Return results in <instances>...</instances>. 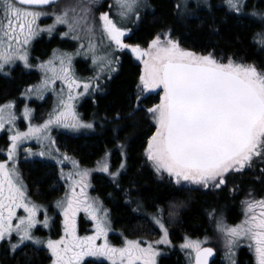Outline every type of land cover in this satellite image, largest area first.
Masks as SVG:
<instances>
[{"label": "snow or ice", "instance_id": "1", "mask_svg": "<svg viewBox=\"0 0 264 264\" xmlns=\"http://www.w3.org/2000/svg\"><path fill=\"white\" fill-rule=\"evenodd\" d=\"M94 2L88 0V4ZM55 3L56 0H0V73L16 61L31 67L28 49L32 40L43 32L51 35L57 25H67L68 31L62 35H71L74 40H80L82 32L88 36V51L99 73L105 69L115 71L113 64L119 61L107 54L98 55L92 43L95 24L89 23L91 8L88 4L81 7V14H75L74 8L59 13L53 11V24L39 25L40 18L49 13L37 10V6ZM225 3L229 11L239 13L246 0H225ZM141 6L147 5L141 0H115L117 15L122 21L133 16L139 19L137 9ZM175 7L178 13L187 10L188 0ZM252 16L264 21V13L253 12ZM99 27L102 36L114 44L116 50H129L142 65L136 84L135 111H144L155 128L143 154L156 173H166L177 186L220 189L230 175L243 173L254 160L264 162V70L254 64L238 62L231 56L218 57L214 51L198 53L183 48L170 29L158 33L147 47L125 43L123 38L128 29L119 26L107 12L100 14ZM253 40L264 47V31L256 33ZM79 54V50L68 53L55 49L51 58L39 63L44 74L41 84L27 89L26 94L35 91L38 98H43L45 92L52 91L57 97L43 123L33 124L32 110L25 107L22 115L29 124L27 131H20L16 128L15 103L9 101L0 105V130L7 125V131L12 133L8 137L7 158L0 161V242L7 241L12 252L26 242L37 248L42 246L50 253L51 264H84L85 257H103L110 264H156L160 254L156 246L170 244L163 210L158 209L151 217L162 233L160 239L149 242L125 237L120 246L113 245L108 239L112 231L108 212L98 198L88 195L90 170L81 168L78 161L55 148L50 134L53 127L72 130L93 127L81 120L75 101L89 89L99 87L100 75L87 81L77 78L72 61L74 55ZM57 81L62 85L59 92L56 91ZM151 93L158 95V103L142 109V101ZM119 118L117 115L116 119ZM31 139L36 140L41 151L33 153L26 149L28 154L48 156L59 165L71 160V172L65 174L63 167L60 169L67 190L54 204L63 218V234L59 239L34 234L38 226L50 227V217L47 208L30 199L18 168L19 145ZM123 167L121 164V169ZM98 170L109 173L114 181L120 174V170L110 172L107 162H98ZM261 171L264 172V168ZM241 203L244 219L234 226L228 225L222 216L217 217L215 210L209 215L215 219L229 264H235L234 250L243 242L253 251L255 264H264V198L256 199L250 192ZM19 210L24 214L18 215ZM81 212L93 223L91 235L78 234L77 217ZM172 215L170 212L169 216ZM13 235L17 237L15 243ZM206 242L184 238L180 247L189 250L190 264H208L214 251L202 246Z\"/></svg>", "mask_w": 264, "mask_h": 264}, {"label": "trees", "instance_id": "2", "mask_svg": "<svg viewBox=\"0 0 264 264\" xmlns=\"http://www.w3.org/2000/svg\"><path fill=\"white\" fill-rule=\"evenodd\" d=\"M145 1L146 13L131 31L127 42L147 47L158 33L170 29L173 38L177 39L183 48L198 53L214 51L217 56H231L238 62L254 64L258 69H264V47L253 40L256 33L264 31V21L252 16L253 12L264 13V0H246L243 13L229 11L225 0H188L187 10L179 13L175 5L183 3L184 0ZM251 5L255 7L252 12H245ZM132 20L135 22L134 18ZM43 35L42 39L36 42V52L40 56L45 55L53 44V41L45 42ZM65 44L66 42L62 43L64 46ZM114 57H118L119 62L114 67L116 74H113L116 77L106 87L107 93L97 98L95 107H92L89 101L82 104L85 117L92 111L97 115L96 135L79 138L64 135L63 144L67 147L69 155L79 160L81 164L93 166L105 150H110L112 167L115 164L127 165V170L124 174H119L115 181L111 175L95 174L93 177L96 185L94 190L109 206L115 228H121L129 235L141 234L138 236H142V240L154 242L159 236L155 233L156 227H153L154 235L150 234L152 226L145 222L146 214L152 216L151 212L156 206L161 205L164 208L167 202L169 205H166L168 212L166 218L170 223L171 247L180 245L179 240L183 234L196 237L211 233L212 221L209 220L208 212L212 206L222 207L226 221H236L237 202L239 203V199L243 201L248 198L250 192L255 198H260L264 194V178L255 183L248 172L241 173L240 179L237 174L230 175L232 181L229 182L227 178L226 185L213 194L199 190L180 191L163 177L157 178L155 170L145 163L142 157L146 138L152 127L145 113L134 112L133 107V92L140 67L124 52ZM35 75L20 67L14 68L7 76L0 75V102L15 98L33 82L37 77ZM130 113L133 114L131 117ZM117 115L119 119H116ZM121 145L124 147L121 148ZM126 156L127 160L123 163ZM120 165L118 168L121 173ZM109 171L116 172L113 168ZM21 172L33 197L48 199L56 195L57 191L51 188L52 175L45 164L39 162L33 165L26 164L21 167ZM235 181L239 182L242 189L237 190ZM248 183L251 187L246 190L250 191L244 193L246 188L244 186ZM231 190L237 194H230ZM137 202L140 204L139 208ZM164 210L166 211V208ZM170 212L173 213L172 216H169ZM163 215L165 216V213ZM82 231L83 226L81 233ZM113 240L114 245L120 243L118 238ZM161 247L165 254L160 257L159 264H181L178 255L170 254L168 252L170 249L168 250L166 246ZM248 260L245 251H241L238 264H249ZM49 263L50 256L44 248L24 246L12 255L5 248H1L0 251V264ZM84 264L99 263L87 261Z\"/></svg>", "mask_w": 264, "mask_h": 264}, {"label": "rangeland", "instance_id": "3", "mask_svg": "<svg viewBox=\"0 0 264 264\" xmlns=\"http://www.w3.org/2000/svg\"><path fill=\"white\" fill-rule=\"evenodd\" d=\"M196 1V0H193ZM142 4H146L145 0H141ZM85 4H88V0H62L61 2L46 8V9H37V10H41V11H45L48 12L49 15H45L42 16L40 18V20L38 21L39 25L41 27H46L48 25L53 24L54 22V16L51 15V13L53 11L59 13L61 10L63 9H76V13L75 14H81V7ZM88 6L91 8V11L89 13V23H94L95 24V33L94 35L91 37L92 39V43L96 46V51L97 54L100 56H104V55H110L111 58H113L114 60H118V57H114V55H117L118 53H121L123 51L120 50H116L115 45L114 44H110V42L107 40L106 37L102 36L101 33V29L99 27V16L101 13H105L107 12L110 16V18H112L114 21L117 22V24L119 26H122L126 29H128L127 35L123 38L125 39L127 36L130 35L131 31L134 29V27H136V25H138V21L141 19V17H143V15L146 13V8L147 6H141L140 8L137 9V13L139 15V19H136L135 16H133L132 18L128 19V20H121L119 18V16L117 15V8L115 7V0H95L94 3L88 4ZM255 8L253 5H251V7L245 11L248 13L252 12V9ZM243 13V11H242ZM70 15H72L73 13H69ZM134 18L135 22L132 20ZM132 25V26H130ZM68 28L67 25H57L55 31L49 35L48 33H40L37 37H35L31 44L29 45V63L31 65V67H25L23 62L21 61H16L14 65L12 66H6L5 68V72L0 73V75H4L7 76L9 74H11L12 70L16 67H20L22 70L27 71V72H33L34 74H36L35 76H37L33 82L31 84H29V86L27 88H25L23 91H21L15 98H12L8 101L5 102H0V105H3L9 101H12L15 103V109L14 111L17 114V121H16V128L20 131H27V127L29 124L28 120H25L23 118V110L25 107L29 108L32 110V117H31V122L33 124H41L44 122L45 119H47L48 114L52 111L53 107L56 104V94L53 93L52 91H48L45 92L43 95V98H38L37 95L35 94V91H33L32 94H26L27 89L29 88H35L36 86L41 84V81L43 79V72L40 70V68L38 67L39 63L43 62V61H47L49 58H51L53 50L58 49L61 52H68V53H76L77 50L80 51L79 55H74L73 57V61H72V65H73V70L74 73L76 75L77 78H79L82 81H86L91 79L92 76H95L97 74L100 75V80H99V85L106 82V78H109L108 75H112L113 73L116 72L113 71L112 73H109L108 69H105L103 71V73H99V69L97 68L96 65L93 64L92 62V54L88 51V43H89V38L85 33H80L81 35V39L80 40H74L72 39L71 35L68 36H63L62 34L67 32ZM44 34V35H43ZM43 35V40H45V42H49V41H53L52 46L49 48L48 52L43 55L40 56L37 52H36V42L42 39ZM63 42H66L65 46L62 45ZM81 44L84 45L83 48H81ZM219 57V56H218ZM91 59V61H90ZM78 61H80V63L84 64L78 65ZM117 63L113 64V67H116ZM83 66V67H82ZM256 66V65H255ZM257 67V66H256ZM142 65H140V71H141ZM264 70V69H263ZM92 75V76H91ZM108 76V77H106ZM106 84H103L102 86L104 87ZM62 87L61 83L59 81H57L56 84V91L59 92L60 88ZM91 88L89 89L87 94L81 95V97H84L86 95H88V97H85L84 99L78 98V100L75 101V106H76V111L79 114L81 120L85 123H91L93 125L92 128H81L79 130H72V129H67V128H62V127H53L51 130V137L53 140H55V148H58L60 150V153H65L67 154L70 158L76 160L79 162L80 167L81 168H87L90 170V176H89V183H90V187L87 189L88 191V195L90 197L93 198H98L100 200V202L102 203L104 209L108 211L109 206L106 204V202H104V199L100 196V194L97 193L95 189V183L93 181V177L95 174L98 175H102V176H109V173H105L103 171H99L98 170V162L100 164H103L104 162H107L109 165V169L113 168L114 170H119V165L120 164H115L114 167H112L111 164V154H110V150H105L101 155L100 158L97 159V161L94 163L93 166H88L86 164H81V162L79 160H77L76 158H74L72 155H69L67 147L64 146L63 144V139L65 138L64 135H78L80 132H86V130L89 129V131H96L95 130V125L98 124L96 121V117L97 115L94 113L93 111L91 113H89L88 117H85V111L82 108V104L84 103V100L89 99L93 93L97 90H99L98 88ZM66 91V89H65ZM79 91H83V89L81 88ZM152 94V93H151ZM81 99V100H79ZM154 101L155 103H158L159 101V97L158 95L156 97H154ZM80 102V103H79ZM93 107V106H92ZM7 125L5 127L4 130H0V161H3L7 158V153H6V149L7 147L10 145V140L8 139V137L12 134L10 132L7 131ZM60 137H62V140L60 141ZM59 139V140H58ZM147 141V140H146ZM124 147V145H123ZM146 147V145H145ZM26 149H31V151L33 153H38L39 151H41V147L40 145L36 142V140L31 139V140H26L24 141L22 144L19 145L18 148V152H17V157H18V168L21 174V177L23 179L24 184L27 186L23 176H22V172H21V167L27 165H33L35 162H39L41 164H45L46 166H48L49 168V172L52 175V179H51V188L55 189L57 191L56 195L54 196H50L48 199H38L36 197H33L28 189V193H29V197L30 199H32L34 202H36L37 204L43 205L45 208L48 209V216L50 217V227L49 228H40L38 226V229L35 231V235L40 236L41 238H51V239H59V237L63 234V230H62V216L59 214V210L56 209L54 207L55 201H57L58 199L62 198L65 195V191L67 190V183L65 182V180L61 179L60 176V169L61 167H63V171L65 174H67L68 172H71L73 170L72 168V164H71V160L69 161H65V163L63 165H59L56 163V161L54 159L49 158L48 156H39V155H30L26 152ZM144 153V150H143ZM121 166V165H120ZM250 170H245L244 172H248L249 175L253 178V182L257 183L260 182L261 179L264 178V172L261 171L262 168H264V162H260L259 160H254L252 166L250 167ZM111 172V171H110ZM243 172V173H244ZM156 175L159 177H165L166 179L170 180L168 175L166 173H162V174H158L156 173ZM240 174H237L238 179ZM230 180L232 181V176H230V178L228 177V181L230 182ZM237 183V190L240 189V184L239 182L235 181ZM178 187H185V189H189V188H199L200 186L197 185H188V184H184L183 186H178ZM244 190L246 192H249L250 190H246L249 189L248 187H251V185L248 183L247 186L245 185ZM202 188V187H200ZM221 189V188H220ZM242 189V188H241ZM195 190V189H192ZM209 190L208 192L210 193H214L217 192L218 189L216 190V188H207L206 191ZM230 194H237V192H235L234 190L230 191ZM241 197V196H240ZM264 198V194H262L260 196V198H256V199H261ZM238 206V217L237 220L234 222H228L225 219V222L230 225V226H234L238 223H240L243 219H244V215H243V206L241 203V200L239 199V203L237 202ZM110 209V208H109ZM211 210H209L208 214L211 213L213 210H215V215L217 217L222 216L223 218L224 216V211L222 210V207L220 206H212L210 208ZM157 211V210H156ZM166 211H167V207H166ZM18 215H23V210H19ZM81 218L83 219V223L81 224L83 226L84 231H82V233H78L79 235H91L93 233V223L90 219L87 218L86 214L81 212L79 213ZM151 214H155V211L151 212ZM152 216H150L149 214H146V218H145V222L149 225L152 226L151 227V231L150 234H153V222L151 219ZM43 218L42 214H41V219ZM209 219L211 222V233L209 234H202L200 236H196V237H190V239L193 240H200V241H207L206 243H204L202 246H210L211 248L215 249L217 252V258H218V262L217 264H229L228 260L225 257V248H224V243L223 240L221 239L219 233L216 230V223H215V219L213 216L209 215ZM157 229L158 226H155ZM155 228V233L156 235L159 236L158 239H160L162 233L159 229L158 232H156ZM79 231V230H78ZM110 233V232H109ZM110 235H116V234H109L108 239L109 242L112 243L114 245V240L112 238V236ZM135 236H137V234H134ZM141 235V234H138ZM158 239H155L158 240ZM17 240V237L15 235H13L12 237V242L15 243ZM112 241V242H111ZM119 244H116V246H120L122 243V240H119ZM99 243V242H98ZM183 242L180 243L183 244ZM180 245H178L177 247H171L172 245L170 244H160L157 245V250L161 254H164L163 251L164 249H161V246H166L168 248H171V250L173 248H175V255H179L178 252L180 253V263L181 264H190V260H189V255H188V251L189 250H181ZM24 246H32L37 248L36 246L32 245L31 242H26L25 245H22L21 248H23ZM1 248H5L6 250H8L9 254H13L15 252H17L18 250H20L21 248L17 249L15 252H12L9 248L8 242H0V251ZM39 248H43L42 246ZM45 250H47L46 248H44ZM241 250H245L247 252H251L252 250L249 249V247L247 246V242H243L241 243V245L237 248H235V255L233 257V259L235 260V264H238V253H240ZM48 252V251H47ZM48 255L50 256V253L48 252ZM158 255V256H159ZM156 257V264H159V257ZM87 261H95L98 262L99 264H107L110 263L108 260H106L103 257H85L84 259V263ZM250 261V260H249ZM51 264V260L50 263ZM250 264V263H249Z\"/></svg>", "mask_w": 264, "mask_h": 264}, {"label": "flooded vegetation", "instance_id": "4", "mask_svg": "<svg viewBox=\"0 0 264 264\" xmlns=\"http://www.w3.org/2000/svg\"><path fill=\"white\" fill-rule=\"evenodd\" d=\"M128 37L129 36H127L125 39H124V41H125V43H128V44H133V43H130V42H127V39H128ZM141 47H146V46H142V45H140ZM123 52L124 53H126L127 55H129V57L132 59V61L134 62V64L135 65H137V66H139L140 67V62L139 61H137L136 59H135V57L131 54V52L129 51V50H123ZM123 52H121V53H123ZM90 61H91V59H90ZM78 64L80 63V61H78L77 62ZM83 64V63H82ZM83 66H84V64H83ZM116 74V73H115ZM115 74H112V75H108L109 76V78H106V82L105 83H103L102 82V84L101 85H99V90H97V91H95L94 93H93V95L89 98V99H86V100H84V102H86V101H89L90 103H91V105L93 106V107H95L96 106V102H97V98L98 97H100V96H104L106 93H107V89H106V87L108 86V84H110V82L112 81V79L113 78H115L116 77V75ZM92 76V75H91ZM108 76H106V77H108ZM92 77H94V76H92ZM86 81H87V79H86ZM137 82H138V80H137ZM137 82H136V84H137ZM103 84H106L104 87L102 86ZM95 89V88H94ZM93 89V90H94ZM135 93H136V85H135V88H134V92H133V96H134V101H133V107H135V105H136V99H135ZM157 95L155 94V93H152V94H148V98L147 99H144L143 101H142V103H141V108L143 109V108H147V107H150V106H152V105H154L155 104V101H154V97H156ZM85 97H88V95H86V96H84V97H79V98H81V99H84ZM81 99H79V100H81ZM78 100V99H77ZM80 103V102H79ZM142 111V110H141ZM134 112H135V110H134ZM144 112V111H143ZM145 113V112H144ZM131 115H133L132 113H130L129 114V116L131 117ZM146 115V114H145ZM148 119V118H147ZM148 121H149V124H150V127H152V131L150 132V134L147 136V138H146V140L148 139V137L155 131V128H154V126L152 125V122L150 121V119H148ZM96 127H97V124L95 125V130L97 131V129H96ZM100 127V126H99ZM102 127V126H101ZM96 131H89V129L88 130H86V132H80L78 135H73L74 137H76V138H79V137H88V136H93V135H96ZM147 142V141H146ZM145 145H146V143H145ZM142 157H143V160H144V162L146 163L147 161H146V158H145V156H144V154H142ZM111 159H112V157H111ZM124 159V161H122L123 163L124 162H126V160H127V156L125 157V158H123ZM118 162H120V161H118ZM125 164H127V163H125ZM147 164L153 169V167L151 166V164L149 163V162H147ZM127 170V165H124V167H123V169H122V172L120 173L121 175L122 174H124V172ZM156 173V172H155ZM160 177V176H159ZM158 176H157V178H159ZM163 179H166L165 177H163ZM170 179V178H169ZM166 180H168V179H166ZM169 181V183H171L177 190H180V191H186V192H191L192 191V189H195V190H199V191H202V192H208V191H206V189H204V188H189V189H185V187H178L177 185H175L172 181H171V179L170 180H168ZM220 190V189H219ZM185 192V193H186ZM168 203V202H167ZM165 204V206H164V208L161 206V205H158V206H156L155 207V209H154V211L155 212H157L156 210H163V214L165 213V216L163 217L164 218V221H165V224H166V226L168 227V230L170 229L169 228V225H170V223H169V221H168V219L166 218V216H167V211H165L164 209L167 207L166 205H169V203L168 204ZM108 211H109V213H108V215H109V219H110V221H111V227H112V231H110V233L109 234H116V235H110V236H112V238L114 239V238H118V241L121 239V240H123L125 237H127V238H131V239H141L142 240V236H138V234H137V236H135L134 234H131V235H129V234H127V233H125V232H123L122 231V229L121 228H119V229H117L118 227H116L115 228V225H114V223H113V219H112V215H111V210L108 208ZM210 220V219H209ZM237 220V219H236ZM83 223V219L81 218V216H80V214L78 215V217H77V225H78V233H81V229H82V224ZM156 225L153 223V227H155ZM118 230V231H117ZM120 231H121V233H120ZM157 232L159 231V229H157L156 230ZM170 230H169V236H170ZM109 236V235H108ZM158 236V235H157ZM157 236H155V237H157ZM185 237H188V238H190V237H192L191 235H189V234H183V235H181V237H180V240H179V242L181 243V242H183L184 241V238ZM169 239H170V237H168ZM112 242V241H111ZM169 251V253L170 254H174V252H175V248H173L172 250H171V248H168V247H166ZM241 251H245V250H241ZM241 251H240V253H241ZM167 252V253H168ZM164 254H165V252H163ZM240 253H238V258H239V255H240ZM245 253H246V255L249 257V263L250 264H255V256H254V253H253V251H251L250 253L249 252H247V251H245ZM164 254H161V255H159L158 257L160 258L161 256H163ZM178 256H180V253L178 252ZM217 262H218V258H216L214 261H213V264H217ZM107 264H110V263H107ZM237 264V263H236Z\"/></svg>", "mask_w": 264, "mask_h": 264}, {"label": "water", "instance_id": "5", "mask_svg": "<svg viewBox=\"0 0 264 264\" xmlns=\"http://www.w3.org/2000/svg\"><path fill=\"white\" fill-rule=\"evenodd\" d=\"M59 0H56V2H58ZM51 5H53V4H51ZM51 5H48V6H51ZM48 6H37V9H41V8H46V7H48ZM213 251H214V255L213 256H211V257H209V259H208V264H212L213 263V261L215 260V255H216V253H215V250L213 249Z\"/></svg>", "mask_w": 264, "mask_h": 264}]
</instances>
